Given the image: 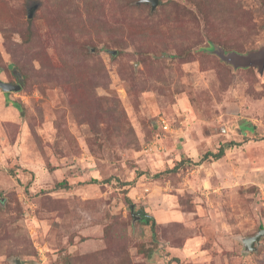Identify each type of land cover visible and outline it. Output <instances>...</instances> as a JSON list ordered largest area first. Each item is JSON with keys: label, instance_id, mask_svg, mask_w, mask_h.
<instances>
[{"label": "rangeland", "instance_id": "rangeland-1", "mask_svg": "<svg viewBox=\"0 0 264 264\" xmlns=\"http://www.w3.org/2000/svg\"><path fill=\"white\" fill-rule=\"evenodd\" d=\"M140 1L0 0V264H264V0Z\"/></svg>", "mask_w": 264, "mask_h": 264}, {"label": "trees", "instance_id": "trees-1", "mask_svg": "<svg viewBox=\"0 0 264 264\" xmlns=\"http://www.w3.org/2000/svg\"><path fill=\"white\" fill-rule=\"evenodd\" d=\"M11 105L21 113V110H22V109H21V107H20L18 104L12 103ZM238 145H239V144L234 143V142H229V143L223 144V145L219 146L218 150H217L215 153H213V152H206V153L203 155L202 160H203V161H204V160H214V161H217V160L221 159V158L225 155V151H226L227 149H229V148L232 147V146H238ZM180 165H181V163H180ZM180 165H179V166H180ZM175 168H176V167H175ZM92 182H95V183H96L95 180H92ZM58 186H59V188H62V189H66V188H68V187H67V183H65V182L60 183ZM124 201H125L126 205L129 206L130 209L133 207L131 201H130L127 197L124 198ZM137 216L140 217L139 220H140V222H141L142 224H144V225H149V226L151 227V230H152V231L154 230V228H155V223H154V220H153L152 217H150L147 213H145V212L142 211V210H140V211L137 213ZM146 252H147V253H144V252H143V254L146 255V256H145L146 258H150V255H151L152 252H151L150 250H148V251H146ZM141 253H142V252H141Z\"/></svg>", "mask_w": 264, "mask_h": 264}, {"label": "water", "instance_id": "water-1", "mask_svg": "<svg viewBox=\"0 0 264 264\" xmlns=\"http://www.w3.org/2000/svg\"><path fill=\"white\" fill-rule=\"evenodd\" d=\"M140 3L143 4H150L151 5V10L154 11L155 8L158 5V0H141ZM34 9H32L27 18L31 19L33 17ZM263 56V55H262ZM263 61L258 62V64L262 65V68H264V58H262ZM260 59V60H262ZM20 89L19 86L17 85H11L9 83H4L0 81V90L3 93H9L13 91H18ZM135 219H140L139 216H137ZM264 237V229L259 230L254 236L246 238V239H241V243L243 245V250L246 253H251L256 251V245L259 243L260 239Z\"/></svg>", "mask_w": 264, "mask_h": 264}]
</instances>
